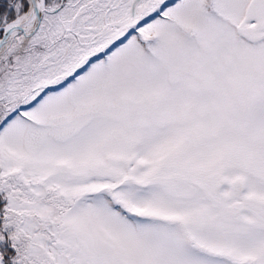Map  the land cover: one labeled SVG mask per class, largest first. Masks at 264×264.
<instances>
[{
	"label": "snow or ice",
	"instance_id": "1",
	"mask_svg": "<svg viewBox=\"0 0 264 264\" xmlns=\"http://www.w3.org/2000/svg\"><path fill=\"white\" fill-rule=\"evenodd\" d=\"M0 264H264V0H0Z\"/></svg>",
	"mask_w": 264,
	"mask_h": 264
}]
</instances>
